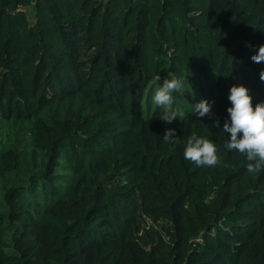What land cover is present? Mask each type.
<instances>
[{
    "label": "trees",
    "instance_id": "16d2710c",
    "mask_svg": "<svg viewBox=\"0 0 264 264\" xmlns=\"http://www.w3.org/2000/svg\"><path fill=\"white\" fill-rule=\"evenodd\" d=\"M261 45L264 0H0V264H264V170L222 130L231 86L264 101Z\"/></svg>",
    "mask_w": 264,
    "mask_h": 264
},
{
    "label": "clouds",
    "instance_id": "9594fccd",
    "mask_svg": "<svg viewBox=\"0 0 264 264\" xmlns=\"http://www.w3.org/2000/svg\"><path fill=\"white\" fill-rule=\"evenodd\" d=\"M251 59L255 63L264 62V45L259 46L258 52ZM259 78L264 82V70L260 71ZM183 87L184 81L172 76L166 77L162 86L155 88L152 103L163 109L159 116L163 122L171 124L177 117L183 119L185 115L183 111L172 109L173 93L182 91ZM228 100L231 106L226 110L228 118L224 121L222 130L230 136L224 148L246 157L248 173H259L264 170V101L253 106L250 90L242 84L231 86ZM192 108L198 118L214 116L212 104L206 99L199 100ZM213 124L219 127V120H213ZM163 139L165 142L177 143L175 129H166ZM183 155L197 167H215L221 162L216 143L203 136L198 137L195 133L188 137Z\"/></svg>",
    "mask_w": 264,
    "mask_h": 264
}]
</instances>
